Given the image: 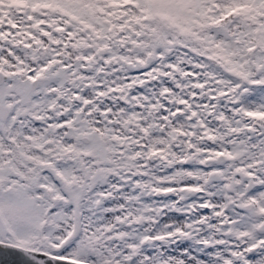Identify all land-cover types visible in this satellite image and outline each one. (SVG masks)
Returning a JSON list of instances; mask_svg holds the SVG:
<instances>
[{
	"label": "snow or ice",
	"instance_id": "1",
	"mask_svg": "<svg viewBox=\"0 0 264 264\" xmlns=\"http://www.w3.org/2000/svg\"><path fill=\"white\" fill-rule=\"evenodd\" d=\"M0 264H264V0H0Z\"/></svg>",
	"mask_w": 264,
	"mask_h": 264
}]
</instances>
